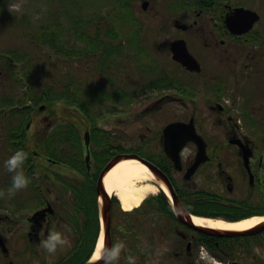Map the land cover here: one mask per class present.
<instances>
[{
	"label": "flooded vegetation",
	"instance_id": "obj_1",
	"mask_svg": "<svg viewBox=\"0 0 264 264\" xmlns=\"http://www.w3.org/2000/svg\"><path fill=\"white\" fill-rule=\"evenodd\" d=\"M156 1L111 0L112 12L121 16V21H124L121 27L127 32H130L128 31L130 28L131 32H134L133 35H137L141 26V21L136 16V9H139V15L150 18L152 22L140 29L150 27L158 33L161 30L166 31L169 34L165 41L166 45L169 44L166 57L171 64L173 61L188 75L203 76V67L183 37V32L198 26V20L210 13L214 14L213 18L217 22L208 25L211 28L207 29L209 34L205 36L208 39L206 43L208 48L212 47L213 43L217 45L219 42L224 45L226 41L232 40L238 45L247 42L255 43L264 50L263 33H257L253 29L249 33L239 35L227 28L225 23L227 14L243 6L241 4L235 2L226 4L223 0H169L166 3V13L164 11L161 13L159 8H156ZM191 20L193 24L188 23ZM176 29L180 31V34L172 41V30L177 31ZM124 33L127 36V33ZM124 39L107 42L115 49L109 50L112 54L111 58L114 59L125 51L123 46L126 44L125 41L130 42L131 40ZM178 40L186 42L190 53L200 63L201 72L190 71L174 60L172 44ZM136 50L145 52L142 48H136ZM145 54L148 53L145 52ZM174 74L171 67L169 71H156L153 73L156 75L153 80L136 89L128 91L126 88H121L113 93H101L106 95L105 99L110 101L118 99L120 103L111 106L112 110H107L111 113L109 115L110 124L114 119L127 123L128 118L134 122L142 120L149 122L166 107L170 112L169 120L159 126L154 134H138L134 146L125 144L123 136L115 135L112 130L104 129V143L110 155V159L104 165L97 162L91 153L92 168L86 166L87 169H83L81 164L78 168H68L59 163L60 169H55V167L47 166V163L57 166V163L50 162V157L44 154H34L37 159L32 161H36L35 164L40 166L26 170L30 180L27 187L29 191L23 197L16 192L10 200L8 220L14 243L10 247L7 245L9 252L3 254L6 260L9 259L8 264H18L16 259L18 255L20 256L19 249L23 242H25L27 254L34 258L39 257L44 250L40 247V241L46 238L49 231L61 232L63 227L72 234L69 236L73 244L71 243L64 256L52 264L67 262L74 254L73 249L79 237L76 225L70 222V220L78 219L74 204L80 196L85 198L87 193L91 195L92 203L94 198L97 200L96 187L103 169L112 158L121 154L135 155L157 168L168 179L180 203L188 213L200 211L203 203L210 198L241 210L250 207V210L264 212V147L239 124L241 120L231 113L232 108L225 100L224 102L211 101L208 105L215 114L217 113L214 121L218 122V131L212 134L204 132L199 123L200 119L194 116L187 120L172 119V102L177 100L192 102L193 97L197 95L191 83H183V80L176 78ZM204 76L207 75L204 74ZM208 80H211V77ZM225 85L226 82L222 80L220 84H213L204 91L221 97L226 95ZM238 92L244 94L241 89H238ZM101 104H106V102H101ZM130 107L131 109L137 107L136 111H140V114L133 118L128 116ZM94 121L98 126L97 120L94 119ZM174 122H193L199 136L176 139L172 135V123ZM168 126L171 128L167 143L165 130ZM64 170L70 174H66ZM154 182L158 184L157 181ZM220 191H226L228 195L246 193L248 197L242 201H235L228 196L220 195ZM253 198H257V201L254 202ZM22 199H26L29 203L22 205L24 202ZM38 212L41 213L36 216ZM144 212L141 211V213ZM154 212L157 211L154 209ZM128 218L130 216H125V219ZM166 219L161 222L162 219L159 220V218L138 215L136 221L126 220V227L120 230L124 236L122 241L126 245L123 252L125 258L121 264H127V256L134 258L135 264H149L151 257L160 255L158 243L160 238H172V248L166 251L164 257L170 261L169 264H213L200 256L201 247H205L210 260H215L214 264H264V232L234 238H211L203 236L199 231L184 223L176 222L173 218L167 219L168 221ZM201 243H214L215 248Z\"/></svg>",
	"mask_w": 264,
	"mask_h": 264
},
{
	"label": "rangeland",
	"instance_id": "obj_2",
	"mask_svg": "<svg viewBox=\"0 0 264 264\" xmlns=\"http://www.w3.org/2000/svg\"><path fill=\"white\" fill-rule=\"evenodd\" d=\"M168 1L157 0L156 8H159L161 13L165 12ZM224 2L228 3L225 0ZM233 2L260 14L261 19L254 30L264 34V0H234ZM112 5L111 0H0V112L4 103L9 100L24 102L27 99L26 91L30 90L32 84L36 85L33 91L38 94L43 88L51 87L57 90L63 89L68 83H75L78 87V91H75L78 100L86 104L92 111L91 116L97 119L98 126L105 130H112L115 135L123 136L125 144L134 146L138 134H154L159 126L169 120V108H164L156 115L155 119L149 122L144 120L134 122L128 118L127 123L120 119H114L110 124L109 115L111 113L107 110H112L111 106L120 103H118V99L113 101L105 99V94L100 95V93H113L121 88H126L128 91L136 89L153 80V77L156 76L153 73L156 71H169L172 67L174 76L182 79L183 83H191L193 91L197 93L192 102L189 100L172 102V119L187 120L194 116V118L200 119L199 123L203 131L212 134L216 130L218 131V122L214 121L217 113L215 114L208 105L211 101L224 102L225 100L227 105L232 108L231 113L241 120L239 124L258 141V136L262 133L257 129L264 126V50L262 47L251 42L238 45L230 40L226 41L224 45L219 42L217 45L213 43L212 47L208 48L206 45L208 39L205 37L207 33L209 34L207 29H211L208 25L215 24L217 21L213 18L214 14L204 15L198 20V26L183 32V37L203 67V76L188 75L173 61L171 64V61L166 57L169 50V44L165 43L166 36L169 35L166 31L161 30L158 33L150 27L140 29L152 22L150 18L139 15V9H136V16L141 21V26L137 35H133L134 32L132 33L130 28H128L130 32H127L121 27L124 21H121L119 14L116 15L112 12ZM78 22H81L78 24L80 30L93 37L100 35L106 41L126 37L125 39L133 42L125 41L126 44L123 45L125 51L114 58L112 62H106V66L105 62L102 64L97 56L77 55L86 45V41L80 39L76 33L74 24ZM188 23L193 24V20ZM44 27L55 29L62 45L66 47V50H72L74 54L71 56L59 54L53 46L41 42L38 39V34L39 30ZM176 30H172V41L180 34V31ZM108 31H111L112 35L117 38L109 37ZM124 32L127 33V36L124 35ZM136 48H142L148 54L139 52ZM1 54L10 55L16 65H9L8 60ZM210 77L211 80H208V83L207 79ZM222 80L226 82L224 86L227 88L226 95L220 97L204 91L213 84H220ZM238 89H241L244 94L239 93L241 91L238 92ZM88 92H97L95 101H93L91 93ZM101 102H106V104L102 105ZM40 105L46 104L41 103ZM100 105H102L101 108H99ZM129 109L128 116H132V118L140 114V111H136L137 107ZM245 109L253 119L251 125L247 124L244 118L243 110ZM80 119V114L76 110H72L63 103L52 109L46 108L39 114H33L31 126L28 128L30 145H34L37 140L40 142L39 139L41 141L44 138L50 139L49 134L54 131L56 126L70 122L77 124L84 145L88 125H85V122L83 123ZM4 126L5 123L0 113V157L3 156L4 142L7 137ZM90 146L92 147V143ZM4 165L5 162L2 163L0 158V179L2 180L0 186L4 185L5 187L4 181L7 179L6 188L8 190L12 185L10 183L12 173H9ZM47 166L51 165L47 164ZM60 167L57 165L55 169H60ZM64 172L70 174L65 170ZM28 191L29 189L26 188L18 191V194L23 197ZM219 194L228 196L235 201H242L248 197L246 193L228 195L229 193L226 191H220ZM5 197V206L0 209V235L10 247L14 243L8 220L9 203L12 197L7 198V195ZM23 199L22 204L27 205L29 201ZM252 200L255 202L257 198ZM11 209L13 210V208ZM250 209V207L242 208V211ZM117 214L118 218L114 224L120 230L126 227V220L136 221V216L139 215L134 213L130 215V218L125 219L124 214L120 212ZM61 233L68 238L70 245L73 244L72 238L69 236L72 234L66 231V228L63 227ZM120 235L122 234L120 233ZM121 239L118 237L116 243H124ZM24 243L20 246L21 253L16 259L18 264H43L45 262L52 264L64 256L70 248L69 245L58 249L54 256H49L45 250H42V254L34 258L27 254ZM158 243L160 255L151 257L149 264H169L170 261L164 257L166 251L172 248V238H160ZM124 258L125 255L122 253L119 264ZM8 263L9 259L6 260L0 250V264Z\"/></svg>",
	"mask_w": 264,
	"mask_h": 264
},
{
	"label": "trees",
	"instance_id": "obj_3",
	"mask_svg": "<svg viewBox=\"0 0 264 264\" xmlns=\"http://www.w3.org/2000/svg\"><path fill=\"white\" fill-rule=\"evenodd\" d=\"M225 1H227L229 4H234V0ZM124 14L125 17H127L125 12ZM79 23L81 22L75 23L74 27L78 37L86 41V45L84 47L85 56H89V53H91L93 49H97L101 50L102 55L106 57L107 60H109L111 58L110 56L112 55L109 52L111 49H113V46L111 44L106 45L105 39L100 35L93 37L83 30H80L78 26ZM80 27L82 26L80 25ZM56 32L57 31L55 29L51 30L47 27L41 28L39 30L38 39H40L41 42H46V45L53 46L55 51L59 54H64L65 56H71L74 54L72 50H66V47L62 45V42L60 41V38ZM106 46L107 52L105 51ZM8 64L16 65L10 60L8 61ZM35 88L36 85L32 84L30 86V90L27 89V99L24 102L18 100H9L7 103H4L5 105L1 108L2 110L0 113L5 123L4 129L7 135L6 141L4 142V153L3 156L0 157L1 162H5L17 151H24L28 154V158L23 165V168L25 169L30 166V157H33L32 152L36 151L44 152L51 157L65 163L67 166H74L78 168L81 164V166L84 168L85 166L82 156L83 142L80 130L77 128L76 123L70 122L68 124L56 126L54 131L49 134L50 139L44 140L43 142H38L37 140V142H35L36 144L34 145H30L28 135V124L32 121L33 114H39L41 103L46 104L49 109H52L61 103L66 104V106L72 110H75V107L79 106L81 107V113L85 117L84 119H87L86 122L89 127L88 120L90 109L82 101L78 100V97L75 93V91H78V87L75 83H68L63 89L56 90L52 89L51 87H47L41 89L39 91L40 93L38 94L33 91ZM28 102H30V104H27ZM260 131L263 132L261 142L264 145V127H261ZM92 132L93 139L97 142L96 133L98 132V129H93ZM61 145L64 147L60 148ZM100 145L101 144H99V146ZM95 158L97 162H100L101 160L105 161L106 151L104 146L102 152L97 153ZM1 182L2 180L0 179V183ZM4 184L5 187L4 185L0 186V191L6 192L7 179L4 181ZM5 198L6 197L0 198V209L5 206ZM212 200L213 199L210 198L208 201H205L202 205L201 211L194 213L210 217L222 216L228 218L229 220H237L256 214H264V212H256L253 210L242 211L240 208L235 206L224 205ZM148 202H150V207L148 208H155L161 217L168 219L173 218L176 220L175 214L165 194L161 193L155 197L147 199L143 206ZM74 209L78 215V219H75L71 222L76 225L79 237L75 248L73 249V256H71L64 264H84L87 262L94 251L100 233L99 213L95 198L92 203L91 195L89 193L86 194L85 198L80 196V198L74 204ZM113 209L114 212L120 210V204L117 200H114L113 202ZM152 215H154V213H152ZM205 244L215 248L214 243Z\"/></svg>",
	"mask_w": 264,
	"mask_h": 264
},
{
	"label": "water",
	"instance_id": "obj_4",
	"mask_svg": "<svg viewBox=\"0 0 264 264\" xmlns=\"http://www.w3.org/2000/svg\"><path fill=\"white\" fill-rule=\"evenodd\" d=\"M260 19V15L252 10L245 9L243 7L235 8L231 13H228L225 19L226 25L230 31L235 34H243L250 31L254 24L258 22ZM172 52L174 60L180 62L182 65L187 67L191 71L200 72L201 66L198 61L190 54L186 42L184 40L175 41L172 44ZM45 109V106L41 107V110ZM170 128L168 126L165 130V136L167 139L170 135ZM172 135L178 139L179 137H184L188 139L189 137L199 136L197 134L196 128L191 123H184V122H175L172 123ZM87 139V144L89 142V137ZM169 142V139L167 140ZM177 142V141H175ZM127 159H135L138 160L140 163L145 165L152 171L156 176L160 177L171 194V198L173 199V207L176 212L177 217L188 226L194 228L195 230L202 232L207 235L216 236V237H236L241 235H249L264 232V222L259 223L258 225L252 227L251 229L244 230V231H230V230H219L213 229L209 227L197 226L193 223L192 215L188 214L184 207L180 204L176 194L174 193L169 181L165 176L162 174L152 165L147 163L145 160L140 159L135 155H121L117 156L113 159L104 169L101 174V179L98 183V194L102 196V205L100 206L101 217L103 219L104 229H105V243L108 247H111V240H110V228H111V200L110 196L106 190L104 185V178L108 174V172L119 162ZM87 161H89V155L87 157ZM241 221V220H239ZM0 247L4 253L8 252V248L0 236ZM88 264V263H87Z\"/></svg>",
	"mask_w": 264,
	"mask_h": 264
},
{
	"label": "bare ground",
	"instance_id": "obj_5",
	"mask_svg": "<svg viewBox=\"0 0 264 264\" xmlns=\"http://www.w3.org/2000/svg\"><path fill=\"white\" fill-rule=\"evenodd\" d=\"M154 179V174L145 165L138 160L127 159L119 162L108 172L104 178V185L108 194L116 196L122 208L130 212L139 207L149 196L158 194L160 190L170 196V192L164 184L160 187L154 185ZM192 219L197 226L244 231L263 222L264 216H254L236 222L210 219L198 215H193ZM101 238L104 239V233L101 234Z\"/></svg>",
	"mask_w": 264,
	"mask_h": 264
},
{
	"label": "clouds",
	"instance_id": "obj_6",
	"mask_svg": "<svg viewBox=\"0 0 264 264\" xmlns=\"http://www.w3.org/2000/svg\"><path fill=\"white\" fill-rule=\"evenodd\" d=\"M28 158V154L24 151L15 152L9 159L5 161V168L12 173V185L8 188L7 193L0 191V198L13 197L16 192L26 189L30 180L23 171V165ZM70 245V241L59 231H49L46 238L40 241L42 247L49 256H54L57 250ZM125 250L123 242L116 243L108 247L105 240L101 238L88 261V264H119L121 255ZM127 264H135L134 258L126 257Z\"/></svg>",
	"mask_w": 264,
	"mask_h": 264
}]
</instances>
